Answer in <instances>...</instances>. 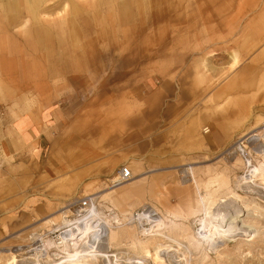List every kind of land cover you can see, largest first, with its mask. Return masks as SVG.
I'll return each instance as SVG.
<instances>
[{
    "label": "rangeland",
    "instance_id": "374dc122",
    "mask_svg": "<svg viewBox=\"0 0 264 264\" xmlns=\"http://www.w3.org/2000/svg\"><path fill=\"white\" fill-rule=\"evenodd\" d=\"M147 77L165 94L143 91ZM47 102L74 111L78 132L99 128L100 145L126 131L145 150L115 188L117 169L22 202L1 185L0 264L54 263L91 217L88 233L102 235L90 254L107 241L113 251L82 264H153L119 257L165 245L172 264H264V0H0V105ZM89 196L96 204L77 213ZM234 213L241 236H221L228 226L212 218Z\"/></svg>",
    "mask_w": 264,
    "mask_h": 264
},
{
    "label": "crops",
    "instance_id": "0c3cea01",
    "mask_svg": "<svg viewBox=\"0 0 264 264\" xmlns=\"http://www.w3.org/2000/svg\"><path fill=\"white\" fill-rule=\"evenodd\" d=\"M146 79L143 91L165 94L167 82L162 81L158 86L155 78ZM89 116L94 119L91 113ZM80 123L74 111L51 102L39 107L0 105V187L4 185L12 192L8 203L22 202L33 188L46 184L57 183L56 186L69 189L86 183L89 178L109 177L130 155H140L145 150L132 143L136 136L126 139V131L121 142L103 141L100 145L99 128L91 123L78 132ZM123 126L125 129V122ZM84 132L92 142L84 140ZM118 147L121 155L116 156L112 150ZM56 197L55 202L67 198L60 194ZM27 201L30 200L24 202Z\"/></svg>",
    "mask_w": 264,
    "mask_h": 264
},
{
    "label": "bare ground",
    "instance_id": "6f19581e",
    "mask_svg": "<svg viewBox=\"0 0 264 264\" xmlns=\"http://www.w3.org/2000/svg\"><path fill=\"white\" fill-rule=\"evenodd\" d=\"M53 5V4H52ZM203 131H204V129H203ZM202 131V132H203ZM255 138H259V136L256 134V135H253V136H251V138H249V139H252V140H254ZM262 148V147H261ZM132 179H131V181L133 180V179H135L134 178V176H132L131 177ZM113 180H112V183H114L115 181H116V179H114V176H113V178H112ZM111 183V184H112ZM246 183V182H245ZM120 185H122V184H117V185H112V188H115V187H118V186H120ZM257 187V186H256ZM111 188V189H112ZM254 190H255V188H253ZM250 191V190H249ZM246 193V192H245ZM248 193V192H247ZM250 194H252V195H256L255 193H250ZM90 197V196H89ZM91 199H93V200H96V198H93V197H90ZM90 211V210H89ZM89 211H83V210H80L79 211V213L80 212H89ZM88 214V213H87ZM222 214V213H221ZM84 215H86V214H84ZM238 215H239V213H234V214H228V215H226V216H220V215H218V216H216V217H213L212 218V221L215 223V224H217L218 225V227L219 228H222V226H224L225 225V227L226 226H228V231H222L223 233H221L220 235L221 236H223L225 233H228L225 237H230V238H235V237H240L241 236V232L240 231H238V230H231V229H234L235 227L234 226H230V225H228L229 224V222H233L237 217H238ZM210 216V215H209ZM211 220V219H210ZM80 222V221H79ZM94 222V220H92V217L91 218H89V219H87V220H84L83 222H81L76 228H73V229H71V231L69 232V234H68V236L67 237H69V240L66 242L65 241V243H63V242H61V246H64V248H63V250L61 249V247H60V249L62 250V254L61 255H63V256H60V257H58L57 259H55V260H53V262L54 263H52V264H82V263H88L89 261V258H102V259H105L106 258V255L108 256V254L109 253H111L113 250L111 249L110 251H107V249L109 250L110 248H109V245H108V241H107V246L108 247H106V250H101L100 252H98V254H97V252L95 253V254H90V252L91 251H89L91 248L90 247H92V245H89L88 243L91 241V239L92 238H94L93 237V234H101L102 235V232H97V231H95V232H92V233H88V232H90V230H91V226H93V224H95V223H93ZM90 223V224H89ZM157 223H158V221H157ZM68 226H69V224H68ZM75 226V225H74ZM86 226H90L89 228L90 229H85L84 227H86ZM96 227H98V226H96ZM100 227V226H99ZM216 227V226H215ZM218 227H216V228H218ZM95 227H93V229H94ZM214 228V227H213ZM97 229V228H96ZM100 229V228H99ZM98 229V230H99ZM226 229V228H225ZM101 230V229H100ZM217 230V229H216ZM219 230V229H218ZM224 230V229H223ZM227 230V229H226ZM97 232V233H96ZM156 232V231H155ZM153 233V232H152ZM220 233V232H219ZM219 233H218V235H219ZM65 235V236H64ZM217 235V234H216ZM217 235V236H218ZM63 236L64 237H66V233H64L63 234ZM81 236V243L80 244H78V241H80V239L78 240V238ZM98 236V235H97ZM151 236H156V235H151ZM150 236V237H151ZM243 236V235H242ZM96 237V236H95ZM220 237V236H219ZM91 238V239H90ZM66 239V238H65ZM63 239H61L60 241H62ZM98 240V239H97ZM100 240V239H99ZM72 241H74V242H76V243H72ZM100 242H101V240H100ZM109 242H110V240H109ZM101 243H103V242H101ZM66 244V245H65ZM92 244V243H91ZM97 244L99 245L100 243L99 242H97ZM96 244V245H97ZM97 245V246H98ZM97 246H95V247H93V248H97ZM100 247V246H99ZM92 248V249H93ZM101 248H104L105 249V247H101ZM99 249V248H98ZM176 251V250H175ZM175 251L172 249V247L170 246V245H165L164 247H163V249H161V250H158V251H156L155 253H151L150 251H148V250H145V252H142V255L140 256V255H138V256H133V254H131V255H129V254H126V253H123L122 255H121V253H120V257H119V259H125V258H128L129 260H136L137 262H146L147 260H152V262L151 263H153V264H172V261L170 260L171 258L169 257V254H174L175 253ZM177 252V251H176ZM108 253V254H107ZM179 253V252H178ZM114 256H117V255H114ZM114 256H112V255H109V257L110 258H113ZM170 258V259H169ZM108 259V258H107ZM20 260V259H19ZM94 260V259H93ZM93 260H92V262H93ZM88 261V262H87ZM91 261V260H90ZM20 261H15L14 263H19ZM94 262H96V261H94ZM98 262V261H97ZM179 262V261H178ZM21 263V262H20ZM51 263V262H50ZM180 263V262H179ZM22 264V263H21ZM32 264H42V263H40V261L39 260H36V261H34V263L32 262Z\"/></svg>",
    "mask_w": 264,
    "mask_h": 264
},
{
    "label": "built area",
    "instance_id": "2783aa9c",
    "mask_svg": "<svg viewBox=\"0 0 264 264\" xmlns=\"http://www.w3.org/2000/svg\"><path fill=\"white\" fill-rule=\"evenodd\" d=\"M210 132V128H205L203 131L204 135H208ZM242 151V150H241ZM132 172L131 169L129 168V166H120L114 174V179H116V181L114 183L111 184L112 185H117V184H123V183H128V181H130L132 178ZM96 204V200L91 199L90 197H84L82 199H80L79 201L75 202V205L77 206L78 210L77 213L80 210L83 211H89L93 208V206ZM146 211H143L140 214H136L135 218L136 220L142 224L143 228L147 225V221H149V218H151V216H149L150 214L145 213ZM82 213H86V212H82ZM143 232L146 229H142ZM150 230H149V234H150Z\"/></svg>",
    "mask_w": 264,
    "mask_h": 264
}]
</instances>
